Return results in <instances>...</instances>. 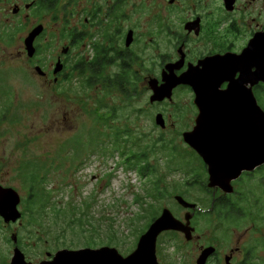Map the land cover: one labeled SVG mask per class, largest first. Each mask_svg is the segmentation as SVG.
I'll return each mask as SVG.
<instances>
[{
	"label": "rangeland",
	"instance_id": "374dc122",
	"mask_svg": "<svg viewBox=\"0 0 264 264\" xmlns=\"http://www.w3.org/2000/svg\"><path fill=\"white\" fill-rule=\"evenodd\" d=\"M23 2L0 0V182L16 188L25 198L28 191L22 174L29 166L31 185L33 175L43 174L46 165L47 184L43 187L52 191V203L56 202L63 210L70 203L80 209L86 203L91 204L85 233L79 237L71 230V217L56 218L48 209L39 220V210L35 214L29 210V222L39 223L38 226L30 224L29 232L40 231V237H24L29 241L25 244L29 245L34 263L37 254L42 252L45 256L62 249L102 246L114 247L126 257L164 209L184 219L185 209L177 203L176 196L208 206L210 197L194 181L200 179L197 174L201 167L183 142L182 127L189 117L182 112L187 96H181L182 91H178L173 104L176 106L167 107L168 122H178L180 131L156 126L158 108L150 106L151 93L143 85L134 98L106 96L100 104L98 100L103 93L84 88L78 79L67 87L68 92L74 86L73 98L59 96L38 76L24 42L33 26L38 23L46 26L48 32L38 41L41 52L36 60L48 72L54 67L56 55L69 42L67 36L54 35L60 30L57 23H69L48 17L26 20L22 16L9 21L3 17L6 9L11 11L15 4L24 7ZM10 29L12 33L17 31L11 42L6 40ZM128 157L138 166L125 165ZM145 161L152 171L148 176L138 171ZM32 162L38 163L33 174ZM248 199H242L243 206L264 205L263 197ZM37 206L33 201V207ZM237 222L214 220L207 224L196 220L200 234L211 244L235 248L239 238L246 246L259 244L264 239L262 231L247 235V230L253 227L249 220L240 225ZM7 232L0 224V254H9ZM86 241H91L92 246L83 245ZM171 241L173 245L163 246L168 264H196L199 256L196 244L188 247L182 237H173ZM257 254L262 257L261 251ZM0 260L3 264L6 262L1 256ZM254 263L264 264L261 260Z\"/></svg>",
	"mask_w": 264,
	"mask_h": 264
},
{
	"label": "flooded vegetation",
	"instance_id": "af4514ba",
	"mask_svg": "<svg viewBox=\"0 0 264 264\" xmlns=\"http://www.w3.org/2000/svg\"><path fill=\"white\" fill-rule=\"evenodd\" d=\"M23 3L24 7L15 4L12 13L6 9L3 17L8 21L13 17L22 16L26 20L31 18L41 20L48 17L56 22L69 23V25L57 23L60 30L58 33L55 31L54 35L67 36L69 42L56 55L54 67L48 72L44 70L40 61L36 60L38 41L48 32L46 26L38 23L30 30L31 33L38 26L44 27L43 33L35 43L37 54L29 61L35 70L37 67L42 68L45 75L38 76L63 98L74 97V86L68 92L67 87L78 79L84 88L90 91L97 89L103 93L98 100L101 104L105 102L103 98L106 96L134 98L139 94L135 95L137 90L140 92L142 85L145 86L144 89H149L152 96L150 85L153 82L161 86L165 84L166 77L173 75L182 77L193 72L198 75V84H217L219 87H213V91L222 95L230 90L231 85L244 84L245 89L242 90L246 92L251 89L259 107L264 111V82L253 87L251 80H248L249 76L252 77L264 64L262 58L264 0H24ZM7 33L11 36V29ZM59 63L63 66L62 71L55 74ZM178 91H182L179 93L181 96H187L182 112L184 111L185 117H189L182 127L183 135L193 132L197 120L205 111L212 112L211 115L216 117L226 115L230 111V103L226 101L198 106L192 87L182 85L174 90L172 100L155 103L150 101L151 107L158 108L155 111V123L158 115L164 118L165 128L156 123V126L163 130L181 129L178 122L169 123L167 118V107L175 103ZM248 112L249 115L253 113L252 109ZM223 122L227 126V121ZM248 126L247 120L239 119V122L238 120L232 122L231 145L239 148L244 145L246 148L252 147V129ZM222 140L223 142L217 144L227 146L224 136ZM183 142L190 154L198 160L201 171L197 176L200 179L194 181L199 183L202 193L210 197V203L203 206L191 202L197 205L196 211L185 209L184 219L178 218L185 222L186 215L193 214L191 227L194 233L191 241L186 240L183 233L175 231L164 232L159 236L157 242L159 264H168V255L163 251V246L172 244L173 237H182L188 247L197 245L199 249L197 262L202 253L210 248L213 252L206 264H255L254 262L258 260L264 262V239L259 244L247 243L246 246L243 239L239 238L238 246L229 248L216 242L214 244L206 242L196 224V220H202L207 224L214 220L222 223L226 220L235 223L238 220L236 224L240 225L249 220L253 227L247 230V235L257 234L258 231L264 233V205L243 206L241 203L242 199L264 198V164L254 170H244L238 178L232 180V193H226L219 187L211 189L208 187L209 167L204 158L184 139ZM219 154H226V151H220ZM27 171L22 174L24 187L28 191L25 198L16 188L0 182L1 188L13 189L21 198L18 206L21 218L18 221L6 223L0 216V224L8 231L9 236L7 238L9 254H0L5 258L4 264L12 263L16 250L22 252L30 264L51 261L55 254L47 253L45 256L43 252L37 254L34 263L35 261L30 258L29 245L25 244V241H28L25 240V236L40 234L39 230L36 233L29 232L30 224L38 226L39 223L28 220L29 210L33 208L29 206L30 188ZM224 203L229 206L223 205ZM260 251L262 257L257 254Z\"/></svg>",
	"mask_w": 264,
	"mask_h": 264
},
{
	"label": "water",
	"instance_id": "95a60500",
	"mask_svg": "<svg viewBox=\"0 0 264 264\" xmlns=\"http://www.w3.org/2000/svg\"><path fill=\"white\" fill-rule=\"evenodd\" d=\"M44 31L43 26L35 28L25 39V48L29 59L37 54L35 46L36 40ZM264 59V56L262 57ZM63 66L59 63L55 74L62 71ZM36 72L45 75L41 67L36 68ZM254 87L260 82H264V64L257 73L249 79ZM165 84L159 86L153 82L151 103L172 100L173 92L182 85H189L195 91L196 104L206 106L209 103L228 102L230 111L223 116L216 117L212 112L205 111L199 120L196 128L191 133L183 135L184 141L198 152L209 167L210 182L208 187L221 188L226 193H232V180L238 178L244 170H254L257 166L264 164V111L259 107L258 102L251 89L246 92L244 84H233L226 93L218 94L213 91V87L218 88L217 84H198V75L190 72L182 77L175 75L166 77ZM252 109V115L248 111ZM239 119L249 122L248 128H251L253 135V145L251 148L244 146L231 145L232 122ZM223 120L227 121V126ZM250 121L252 124L250 125ZM158 126L165 128V122L162 115L156 118ZM250 130V129H249ZM224 136L227 146H219L217 142H223ZM220 151H226V154L220 155ZM247 151V154H245ZM252 151V154H251ZM177 203L186 210L196 211L197 205L189 203L182 196L175 197ZM21 198L13 189H3L0 187V216L6 223L16 222L21 218L18 206ZM192 213H188L185 222L174 216L170 209H164L140 237L136 249L129 255L123 256L118 249L109 246L101 248H83V249H62L56 252L51 261H44L40 264H159L157 258L158 238L164 232L175 231L184 234L186 240L193 239L194 229L191 227ZM213 249H206L197 264H206L208 257ZM11 264H30L25 256L19 250L15 251Z\"/></svg>",
	"mask_w": 264,
	"mask_h": 264
},
{
	"label": "trees",
	"instance_id": "16d2710c",
	"mask_svg": "<svg viewBox=\"0 0 264 264\" xmlns=\"http://www.w3.org/2000/svg\"><path fill=\"white\" fill-rule=\"evenodd\" d=\"M15 35H16L15 33H12V35L8 38L10 40V42L12 40L14 41ZM39 52H41L40 45L38 47V53ZM146 161L139 165L140 166L139 170L137 169L139 171V173L143 176H148L149 174L152 173V171H150L149 165L146 163ZM125 165H133V166L137 167L138 163H136V164L131 163V157H128L126 159ZM37 166H38L37 162L30 163V167L34 168L33 171L31 170V174L36 172L35 169H37ZM43 169L45 171L43 174H39L38 176L33 175L34 178L31 179L32 184L29 185V188H30L29 206L33 208L31 210V213L35 214V211L39 210V211H37L38 216H39V220L44 218V214L47 213L48 209H51V211L54 213V216L56 218L58 217L59 219H64L67 217H71L72 219L68 218V219H70L71 230L76 234L77 237L83 235L85 233L84 229H85V225L87 224L86 219L88 218V214H89L88 210L90 209L91 204L86 203L85 208L80 209V208H78L77 205L70 203L69 207L67 209L63 210L61 207H58L56 202L52 203V201H53L52 191L47 190V188L43 187V185L47 184L46 171H48V169H46V165L43 167ZM27 174L29 177V166H28ZM40 176H42V178ZM28 181H29V178H28ZM155 196L158 197L157 195H155ZM33 201H34V204H38L37 208L33 207ZM223 205H227V207L229 206L228 204H225V203ZM238 205L239 204H237V206ZM230 206L233 207L232 204ZM235 215H236V213H235ZM155 220L156 219L154 218L152 220V222ZM66 224H68V223H66ZM83 245L92 246V243H91V241H86L85 243H83ZM75 246H71V247H75Z\"/></svg>",
	"mask_w": 264,
	"mask_h": 264
}]
</instances>
